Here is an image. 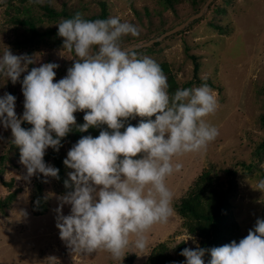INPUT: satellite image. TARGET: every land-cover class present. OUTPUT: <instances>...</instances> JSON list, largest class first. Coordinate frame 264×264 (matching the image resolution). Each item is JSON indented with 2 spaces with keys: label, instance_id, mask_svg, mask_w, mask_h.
<instances>
[{
  "label": "clouds",
  "instance_id": "9594fccd",
  "mask_svg": "<svg viewBox=\"0 0 264 264\" xmlns=\"http://www.w3.org/2000/svg\"><path fill=\"white\" fill-rule=\"evenodd\" d=\"M57 25L62 49L75 54L73 66L54 82L58 64L29 71L35 58L7 48L0 56V76L22 83L24 112L18 117L17 98L6 92L0 96V123L12 131L28 180L38 173L59 179V169L44 157L49 147L59 151L73 127L102 129L98 137H81L68 151L64 164L74 171L64 182L71 190L59 197L56 227L74 252L105 250L121 260L133 246L141 255L152 227L174 215V193L166 180L183 165L174 164L173 157L204 152L219 135L204 119L217 111V97L207 84L170 94L155 60L121 47L122 37H138L140 30L118 16L87 20L76 13ZM77 111H85L82 125L76 124ZM137 117L142 118L138 125L129 123ZM25 121L33 127H22ZM257 189L264 190V180ZM65 204L71 206L68 215L63 214ZM189 239L197 247L184 248L180 255L186 259L174 264H205L206 252L209 264H264V218H257L239 243L206 249L192 235Z\"/></svg>",
  "mask_w": 264,
  "mask_h": 264
},
{
  "label": "rangeland",
  "instance_id": "374dc122",
  "mask_svg": "<svg viewBox=\"0 0 264 264\" xmlns=\"http://www.w3.org/2000/svg\"><path fill=\"white\" fill-rule=\"evenodd\" d=\"M0 0V56L9 48L13 54H28L38 67L43 63H56L54 81L73 66L74 52L63 50V39L57 35L60 21L68 14L80 13L84 19L99 17L105 9V18L118 16L122 22L134 24L140 30L138 37L127 35L121 47L143 44L160 36L179 24L185 26L162 40L130 52L148 56L158 64L167 65L181 88H194L207 84L218 100V109L205 121L219 130L217 138L201 153H187L173 157V163H182L179 172L166 180L174 193V215L167 223L156 224L147 234L148 246L141 255L130 246L124 259L114 260L105 250L93 254L74 252L61 240L56 227V209L59 197L68 191L56 178L44 182V198L48 210L37 214L33 209L35 180L26 179V167L20 163V148L8 143L0 156V201L15 193L12 202L0 206V264H146L157 254L169 257L174 264L181 245L195 249L203 238L189 233L188 218L179 214L178 204L195 192L197 184L208 182L216 190L227 189L230 215L237 223L232 236L239 241L254 228L257 218H264V190L257 189L264 180V0ZM171 2V3H170ZM45 6L60 12L51 16ZM203 11L193 20L191 16ZM98 16V18H97ZM31 20L39 35L31 37ZM57 31V32H55ZM29 39V41H26ZM159 42V43H158ZM158 43V44H155ZM95 51V49H94ZM195 61L199 70L195 74ZM21 74L20 81L24 75ZM190 83V85H189ZM11 93L16 99L18 117L24 112L25 97L22 83L13 84L0 76V96ZM87 111V110H85ZM85 111H77L76 124L84 121ZM141 117L134 119L138 125ZM30 129V123H22ZM0 123V145L10 133ZM13 141V138H12ZM77 142L64 141L62 155ZM49 147L47 151H49ZM47 164L54 166L52 161ZM68 173L74 171L64 164ZM229 171H232L230 174ZM210 187V188H211ZM209 191L206 196L208 197ZM203 201L207 199L203 197ZM65 204L63 214H70ZM211 260L210 252L203 257Z\"/></svg>",
  "mask_w": 264,
  "mask_h": 264
},
{
  "label": "trees",
  "instance_id": "16d2710c",
  "mask_svg": "<svg viewBox=\"0 0 264 264\" xmlns=\"http://www.w3.org/2000/svg\"><path fill=\"white\" fill-rule=\"evenodd\" d=\"M169 1V0H167ZM213 0H209L208 3H211ZM171 3V2H170ZM51 16H59L60 12L54 11L49 6H45ZM201 10V9H200ZM202 11V10H201ZM200 12V11H199ZM203 12V11H202ZM64 15H67V18H72L75 14H68L63 12ZM101 18H105V9L103 8V13L99 16ZM98 18V16H97ZM96 19V17L92 18ZM197 20V19H195ZM24 23L30 25L32 35L31 37H35L38 32L35 29V24L29 20L25 19ZM57 32V31H55ZM31 38H28L29 41ZM159 43V42H158ZM155 43V44H158ZM162 68L164 74L167 77V82L169 84V92L170 94H174L177 89H182L178 83L176 82L172 72L169 70L167 65L159 64ZM199 70V63L195 61V74H197ZM190 85V83H189ZM155 117H153L154 119ZM142 119V118H141ZM146 119V118H145ZM262 122L264 125V116L262 117ZM26 123L23 122V124ZM85 122H82L79 125H82ZM129 123L132 125L134 124V120H129ZM107 127L106 125L104 126ZM102 129L96 127H90L85 132H80L77 130L76 127H73V130L62 139L59 151H55L54 149L50 148L49 151L46 152L44 157L45 162L52 161L54 167L59 169V182L65 185V180H67V176L65 173L64 167V156L62 155V147L64 145V141L66 139L71 140H79L81 137L86 135H91L94 138L98 137L100 131ZM124 131V129H121ZM12 140L9 142L11 143ZM139 157V154H138ZM137 157V158H138ZM231 174L232 171H229ZM44 177L43 174H37L35 180V200H33V209L36 211L37 214H42L48 210V203L45 201L44 198ZM209 186L208 182H203V184H197L195 188V192L190 193L189 196L183 198L181 202L178 204V211L179 214L182 215L184 218H188L185 225L191 234H197L203 238L201 242V246L206 249H210L213 247H220L225 244H230L233 240H235L234 236H232V231L236 228L237 223L234 219H232L230 215V202H229V194L232 191V181H230L229 186L227 189L216 190L215 187ZM67 191L71 189L66 188ZM211 192L207 197L206 194ZM15 197V193L9 194L7 198L0 201V206H4L7 203L12 202L13 198ZM203 197L207 199V202L203 201ZM236 241V240H235ZM237 242V241H236ZM238 243V242H237ZM184 244H182L181 250L184 249ZM157 261H154V257H150L146 264H171L169 262V257L166 255L157 254ZM186 258L181 256L176 259V262H183ZM207 264V263H205Z\"/></svg>",
  "mask_w": 264,
  "mask_h": 264
},
{
  "label": "water",
  "instance_id": "95a60500",
  "mask_svg": "<svg viewBox=\"0 0 264 264\" xmlns=\"http://www.w3.org/2000/svg\"><path fill=\"white\" fill-rule=\"evenodd\" d=\"M202 14V11L198 12L197 14L193 15L190 17V19L188 20V22L190 20H193L195 19L196 17H199L200 15ZM185 26V24H179L175 27H173L172 29L170 30H167L166 32L162 33L160 36L156 37V38H153L151 39L150 41L148 42H145L143 44H132V45H128L126 47H123L124 50L126 51H133L135 49H139L140 47L142 46H148V45H151L153 44L154 42H157V41H160L162 40L165 36H168L172 33H175L177 31H179L180 29H182L183 27ZM67 75V72L63 75H61L58 79H56L54 82L56 81H59L60 79L64 78L65 76ZM22 116H23V113L20 115V118L22 119ZM13 138V134H12V131H10V133L8 134V136L5 138V140L2 142V144L0 145V156L3 154V149L4 147L12 140Z\"/></svg>",
  "mask_w": 264,
  "mask_h": 264
}]
</instances>
